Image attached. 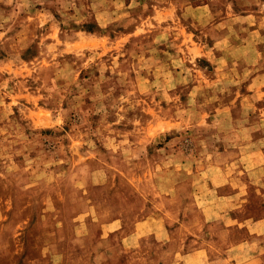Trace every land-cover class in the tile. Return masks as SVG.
Masks as SVG:
<instances>
[{
	"label": "rangeland",
	"instance_id": "1",
	"mask_svg": "<svg viewBox=\"0 0 264 264\" xmlns=\"http://www.w3.org/2000/svg\"><path fill=\"white\" fill-rule=\"evenodd\" d=\"M0 264H264V0H0Z\"/></svg>",
	"mask_w": 264,
	"mask_h": 264
}]
</instances>
